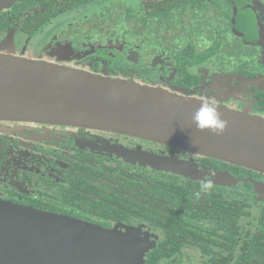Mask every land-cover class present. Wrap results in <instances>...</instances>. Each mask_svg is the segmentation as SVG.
<instances>
[{
    "label": "flooded vegetation",
    "instance_id": "1",
    "mask_svg": "<svg viewBox=\"0 0 264 264\" xmlns=\"http://www.w3.org/2000/svg\"><path fill=\"white\" fill-rule=\"evenodd\" d=\"M0 54L187 93L264 119V0H0ZM123 149L196 165L203 179L126 163L116 156ZM119 170L158 179L163 195L152 196L148 181L144 196L127 194L115 205L127 207L126 218L96 217L93 204L107 181L101 172ZM207 180L212 188L201 192ZM249 180L264 183V176L116 133L0 121L1 201L128 228L148 249L144 264L246 257L243 242L264 208ZM251 199L261 205L254 216Z\"/></svg>",
    "mask_w": 264,
    "mask_h": 264
},
{
    "label": "water",
    "instance_id": "2",
    "mask_svg": "<svg viewBox=\"0 0 264 264\" xmlns=\"http://www.w3.org/2000/svg\"><path fill=\"white\" fill-rule=\"evenodd\" d=\"M200 102L187 93L0 54V121L116 133L264 176V119L216 106L228 122L225 131H200L192 120ZM116 156L192 180L204 175L177 158L124 149ZM213 176L216 183L230 185L226 176ZM249 181L257 200L264 199V183ZM147 251L128 228L123 233L0 200V264H144Z\"/></svg>",
    "mask_w": 264,
    "mask_h": 264
},
{
    "label": "trees",
    "instance_id": "3",
    "mask_svg": "<svg viewBox=\"0 0 264 264\" xmlns=\"http://www.w3.org/2000/svg\"><path fill=\"white\" fill-rule=\"evenodd\" d=\"M94 174L98 173L94 171ZM101 175L107 181L101 191L103 193L95 200L93 207L95 216L102 219L119 220L126 218L129 212L127 207L121 205L115 207V205L123 202V197L127 196V194L129 196H144L148 181L151 182L152 196H161L163 195L161 191L165 190V185L160 184L158 179H150L145 174L138 172L132 173L119 170L116 175L111 177L103 172H101ZM257 227L258 229L252 236L243 242L242 250L243 255H246V257L241 256L236 264H240L241 261L242 264H264V208L260 211ZM234 233L241 234L239 229Z\"/></svg>",
    "mask_w": 264,
    "mask_h": 264
},
{
    "label": "clouds",
    "instance_id": "4",
    "mask_svg": "<svg viewBox=\"0 0 264 264\" xmlns=\"http://www.w3.org/2000/svg\"><path fill=\"white\" fill-rule=\"evenodd\" d=\"M192 120L198 130H207L216 135L222 134L228 125V122L222 119L221 113L218 111L216 105L209 102L208 99L201 100ZM212 184L213 182L211 180L203 181L200 191L207 192L211 190ZM196 195L199 197L200 192H197Z\"/></svg>",
    "mask_w": 264,
    "mask_h": 264
},
{
    "label": "rangeland",
    "instance_id": "5",
    "mask_svg": "<svg viewBox=\"0 0 264 264\" xmlns=\"http://www.w3.org/2000/svg\"><path fill=\"white\" fill-rule=\"evenodd\" d=\"M11 55V54H10ZM250 202H252L253 203V207L250 209V213L254 216V215H256L257 214V212L259 211V207L261 206L259 203H256L257 201H254V200H249Z\"/></svg>",
    "mask_w": 264,
    "mask_h": 264
}]
</instances>
